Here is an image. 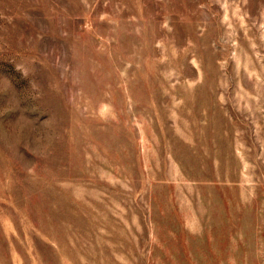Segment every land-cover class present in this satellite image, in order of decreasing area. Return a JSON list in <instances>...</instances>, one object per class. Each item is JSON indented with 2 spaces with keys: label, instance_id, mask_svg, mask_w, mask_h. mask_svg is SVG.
Instances as JSON below:
<instances>
[{
  "label": "rangeland",
  "instance_id": "1",
  "mask_svg": "<svg viewBox=\"0 0 264 264\" xmlns=\"http://www.w3.org/2000/svg\"><path fill=\"white\" fill-rule=\"evenodd\" d=\"M0 264H264V0H0Z\"/></svg>",
  "mask_w": 264,
  "mask_h": 264
}]
</instances>
